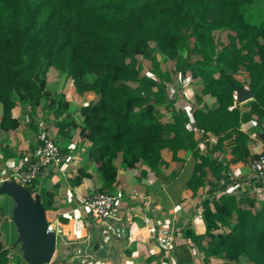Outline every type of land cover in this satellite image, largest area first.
<instances>
[{
  "label": "trees",
  "instance_id": "trees-1",
  "mask_svg": "<svg viewBox=\"0 0 264 264\" xmlns=\"http://www.w3.org/2000/svg\"><path fill=\"white\" fill-rule=\"evenodd\" d=\"M220 31L228 32L226 39ZM159 54L176 62L173 73L200 78L217 108L189 113L173 107L164 82L171 73L160 68ZM141 56L152 60L158 78L143 73ZM51 68L71 78L78 93L97 96L80 109V135L106 181L101 190H111L119 159L128 169L148 163L157 173L163 150L176 157L192 148L194 154V128L188 126L194 120L222 145L241 118L264 116V0H0V131L20 127L17 105L37 107L50 99ZM237 88L253 94L248 114L230 108ZM58 103L64 104L60 112L70 104L63 93ZM159 105L171 108V117H163ZM207 161L201 158L188 179L193 194L205 182ZM86 177L90 173L80 168L70 181L75 186ZM37 181L27 187L32 193ZM59 187L56 181L53 190L39 188L46 210L59 201ZM3 216L0 206V264H16L2 240ZM210 219L228 226L211 233V255L264 264V201L258 207L249 194H222Z\"/></svg>",
  "mask_w": 264,
  "mask_h": 264
},
{
  "label": "crops",
  "instance_id": "crops-1",
  "mask_svg": "<svg viewBox=\"0 0 264 264\" xmlns=\"http://www.w3.org/2000/svg\"><path fill=\"white\" fill-rule=\"evenodd\" d=\"M235 76L240 81H247L242 74ZM202 88L201 79L194 78V101L190 100L194 102V111L217 108L216 96L203 93ZM189 89L181 84L178 91L185 98H191ZM240 89L250 92L247 88H237L230 108H237L244 115L251 110L254 97L250 92L251 97L242 99ZM46 91L51 97L41 105L19 104L14 108L13 115L21 122L19 128L0 131V168L2 180L29 163L39 162L46 136L53 138L61 147L64 153L62 165L42 167L33 193L40 197L39 188L53 190L56 181L60 184L59 201L49 210L44 207L48 221L58 220L64 229L50 264H174L170 259L172 255L176 264H194V247L208 251L211 233L228 230L227 225L210 219L222 194L237 197L249 194L256 198L258 207L264 201V176L252 178L246 166L264 149V116L260 118L252 114L245 120L241 118L240 125L235 128L237 131L222 145L218 142V135L212 132L203 134L197 129L195 120L194 127L190 122L189 128H194V154L192 148L179 150L176 157L171 150H163L164 162L157 173L145 162L128 169L119 159L117 183L106 191L113 193L123 189L126 196L122 205L106 222L90 219L81 200L103 191L106 181L88 154L79 126L83 120L81 107L97 96L90 91L78 93L73 80L58 70L53 74L49 71ZM61 93L70 102L63 112L57 110L59 105L64 106L58 103ZM203 157L209 163L205 167V182L193 194L187 182ZM211 162L215 163L214 166ZM216 166L219 167L217 173L214 171ZM80 168H86L90 177L73 186L70 178ZM233 185H237L236 188ZM9 196L0 195L3 209L2 205H12ZM13 212L5 213L3 219L12 223ZM3 237L2 232L5 247L10 249L9 242ZM10 253H13L11 249ZM213 258L226 260L216 255ZM244 258L239 261L243 262ZM230 262L237 264L236 261Z\"/></svg>",
  "mask_w": 264,
  "mask_h": 264
},
{
  "label": "built area",
  "instance_id": "built-area-1",
  "mask_svg": "<svg viewBox=\"0 0 264 264\" xmlns=\"http://www.w3.org/2000/svg\"><path fill=\"white\" fill-rule=\"evenodd\" d=\"M64 161V153L59 144L51 137L43 138L40 149V161L29 163L27 166L11 173L3 178L0 183L5 181H16L25 187H31L39 177L42 167H60ZM246 166L250 169L252 178L264 176V149L257 157L250 160ZM237 186V185H236ZM235 185L233 187L236 188ZM136 193V191H134ZM126 196L123 189L116 192L98 191L92 196L83 197L82 207L87 211L88 217L94 220L106 222L112 218L120 208ZM47 231L53 233L58 241V236L63 235L64 229L58 220L48 221ZM14 257V255H11Z\"/></svg>",
  "mask_w": 264,
  "mask_h": 264
},
{
  "label": "water",
  "instance_id": "water-1",
  "mask_svg": "<svg viewBox=\"0 0 264 264\" xmlns=\"http://www.w3.org/2000/svg\"><path fill=\"white\" fill-rule=\"evenodd\" d=\"M252 94L240 89V97L247 99ZM11 195L16 202L13 220L23 243V254L29 264L50 263L57 250L56 236L47 231L46 210L39 196L16 181L0 183V195Z\"/></svg>",
  "mask_w": 264,
  "mask_h": 264
},
{
  "label": "rangeland",
  "instance_id": "rangeland-1",
  "mask_svg": "<svg viewBox=\"0 0 264 264\" xmlns=\"http://www.w3.org/2000/svg\"><path fill=\"white\" fill-rule=\"evenodd\" d=\"M218 35L223 38L226 39V35H227V31H220L217 32ZM184 54H186L184 52ZM159 58V62H160V68L163 69L165 72L166 70H168L171 75L169 79H166L164 82L166 83V94L169 97V99L171 101H173V103L171 105H173V107H175L177 110L178 109H185V110H189L192 111L194 109V102H190V100L194 101V77L192 76V72L188 71L186 73V75L180 76L179 73L175 74L173 73V71L175 70V68L177 67V64L175 61L173 60H169L167 59V57L164 54H159L158 56ZM140 62L143 68V73L145 75H148L150 77H154V78H158L155 69V66L153 65V62L150 58H146L141 56L140 57ZM55 71H57L54 68L50 69L51 74H53ZM183 84L185 87L188 86V88H190L189 90H191L192 92V96L191 98H185L184 95H182L181 92H179V88L180 85ZM188 93V92H187ZM191 93H189L188 95H190ZM193 105V106H192ZM160 112L162 113L163 117H171L172 112H171V108L166 109L165 107L160 106ZM193 120V119H192ZM47 189V187H45ZM8 195V194H5ZM9 202L12 205H2L4 206V214L5 213H10L12 214L14 207H15V201L12 198V196H9ZM1 203L5 204V202ZM52 212V210H50ZM13 216V215H11ZM3 219V218H2ZM1 219V220H2ZM1 230L3 232V239L6 242H9L8 244H10L11 246V251L14 253H12L14 255V262L16 264H29V262L26 260L24 254H23V243L19 242V233H18V229L16 227L15 222L13 221L12 223H9L5 220V218L2 220L1 222ZM8 233V235H7ZM61 237L62 235L58 236V244L61 241ZM9 239V240H8ZM5 244V243H4ZM201 249H197V247H194V255L196 256V264H234L231 263L229 260H220L219 258H213V255H211L209 253V251L203 250V251H199ZM203 252V254L201 253ZM205 252V253H204ZM172 255V254H171ZM170 259L173 261L174 260V264H176L175 261V257L172 255L170 256ZM243 262H240L239 260L236 261L237 264L239 262V264H251L250 261L247 258H244L242 260ZM235 262V263H236ZM194 263V264H195ZM50 264V263H49Z\"/></svg>",
  "mask_w": 264,
  "mask_h": 264
}]
</instances>
